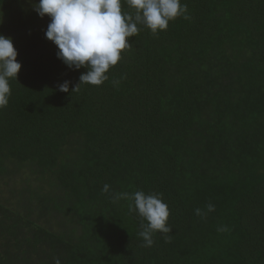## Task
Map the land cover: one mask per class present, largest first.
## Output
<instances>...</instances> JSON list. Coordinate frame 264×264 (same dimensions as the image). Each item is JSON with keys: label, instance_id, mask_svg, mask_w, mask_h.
Instances as JSON below:
<instances>
[{"label": "trees", "instance_id": "trees-1", "mask_svg": "<svg viewBox=\"0 0 264 264\" xmlns=\"http://www.w3.org/2000/svg\"><path fill=\"white\" fill-rule=\"evenodd\" d=\"M180 2L71 91L87 69L57 58L50 18L0 0L21 64L0 108V264H264V0ZM137 191L169 209L151 247L114 198Z\"/></svg>", "mask_w": 264, "mask_h": 264}, {"label": "clouds", "instance_id": "clouds-1", "mask_svg": "<svg viewBox=\"0 0 264 264\" xmlns=\"http://www.w3.org/2000/svg\"><path fill=\"white\" fill-rule=\"evenodd\" d=\"M127 4L135 10L134 15L122 12L121 0H35L34 11L41 18H50L44 35L56 45L57 58L70 69H87L80 73L79 83L71 91L82 83L101 85L106 81L108 70L121 59L122 50L131 46L128 38L139 32V25L156 34L187 10L180 0H127ZM17 55L12 38L0 34V108L8 105L9 80H17L21 68ZM59 90L69 92V81L61 83ZM109 187L105 184L102 191L107 192ZM114 198L131 199L129 210L147 221L138 233L144 246H152L154 232H171L168 206L158 195L137 191L131 195L117 193ZM207 210L214 211L215 206L209 203ZM195 211L202 215L199 208ZM54 264H60V260L57 258Z\"/></svg>", "mask_w": 264, "mask_h": 264}, {"label": "rangeland", "instance_id": "rangeland-1", "mask_svg": "<svg viewBox=\"0 0 264 264\" xmlns=\"http://www.w3.org/2000/svg\"><path fill=\"white\" fill-rule=\"evenodd\" d=\"M13 7L16 8L17 6L14 5ZM31 8H34V5H33V4H32V6H31ZM3 23H8V22H7V18L3 19Z\"/></svg>", "mask_w": 264, "mask_h": 264}]
</instances>
